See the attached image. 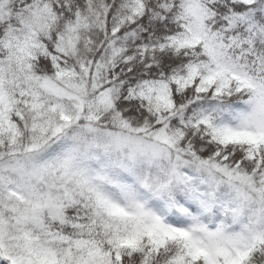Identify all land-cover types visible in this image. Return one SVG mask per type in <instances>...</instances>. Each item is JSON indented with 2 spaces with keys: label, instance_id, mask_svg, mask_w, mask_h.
Instances as JSON below:
<instances>
[{
  "label": "snow or ice",
  "instance_id": "obj_1",
  "mask_svg": "<svg viewBox=\"0 0 264 264\" xmlns=\"http://www.w3.org/2000/svg\"><path fill=\"white\" fill-rule=\"evenodd\" d=\"M0 264H264V0H0Z\"/></svg>",
  "mask_w": 264,
  "mask_h": 264
}]
</instances>
